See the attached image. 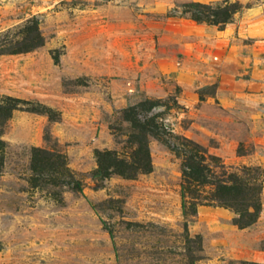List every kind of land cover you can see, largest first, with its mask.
<instances>
[{"label": "rangeland", "instance_id": "374dc122", "mask_svg": "<svg viewBox=\"0 0 264 264\" xmlns=\"http://www.w3.org/2000/svg\"><path fill=\"white\" fill-rule=\"evenodd\" d=\"M223 1L0 0V97L50 110H13L2 128L0 264H264V181L239 226L215 204L183 213L181 160L161 138L149 173L92 176L97 150H127L122 110L142 98L227 170L264 176V0H228L225 24L192 18L190 3ZM32 17L43 44L5 51ZM33 148L61 154L82 192L34 173Z\"/></svg>", "mask_w": 264, "mask_h": 264}, {"label": "trees", "instance_id": "16d2710c", "mask_svg": "<svg viewBox=\"0 0 264 264\" xmlns=\"http://www.w3.org/2000/svg\"><path fill=\"white\" fill-rule=\"evenodd\" d=\"M222 3L224 5L218 9H211L195 2L190 3V7L195 11L192 18L196 21L225 24L239 11V6L228 3V0ZM38 23L36 17L28 19L19 32L21 41L5 51L22 53L42 45L43 38ZM159 106L160 100L142 98L136 104L122 110L123 121L128 124L126 130L122 132L126 135L127 150L124 154L111 149L97 150L95 152L97 167L92 176L119 175L135 178L138 174L149 173L152 165L148 142L150 137H158L181 160L180 196L183 213L186 212L187 201L191 205L203 202L231 209L237 214L234 221L239 226L254 222L261 208L259 195L264 181L263 174L258 172L257 168L240 170L242 174L227 170L222 162L217 163L216 156L209 154L200 144L185 136L174 134L164 121H158L166 109L156 112L154 109ZM16 109L50 115V110L39 103L33 104L9 96L0 97V135L6 121ZM31 169L36 174L43 172H49L51 175L66 174V184L82 192L79 181L71 176L63 156L59 153L33 148ZM198 188L208 189L201 190L205 194H197Z\"/></svg>", "mask_w": 264, "mask_h": 264}]
</instances>
